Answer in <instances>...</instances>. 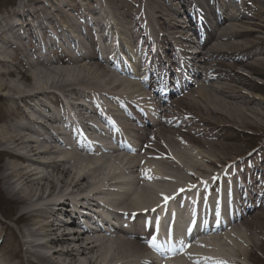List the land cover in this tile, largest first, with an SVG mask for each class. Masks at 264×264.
I'll use <instances>...</instances> for the list:
<instances>
[{
	"label": "bare ground",
	"instance_id": "1",
	"mask_svg": "<svg viewBox=\"0 0 264 264\" xmlns=\"http://www.w3.org/2000/svg\"><path fill=\"white\" fill-rule=\"evenodd\" d=\"M127 1V8H116L115 0H61L50 6H44L43 0H27L23 11L13 10L7 16L9 22L0 25L1 48H12L24 58L17 62L12 56L0 59V98L17 104L18 111L20 103L15 101L21 102L34 117L40 114L35 106L50 112L51 96L59 103L64 98L73 101L69 110L54 119V128L47 133L49 141L27 123L20 127L16 122L1 130L0 147L10 160L1 180L6 196L19 206L13 222L23 227L14 234L0 226V237L5 229L10 234L9 241L0 238V264H157L150 256L151 247L144 245L149 232L137 217L170 201L177 203V193L195 180L203 178L201 184H209L208 177L219 165L233 168V177L243 183L233 180L229 186L233 200L227 210L223 207L214 215L213 223H221L217 235H205L209 240L188 247L181 256L183 264L210 263L208 259L218 264H242L250 260L256 247L264 245V196L259 199L262 203L251 208L256 201L248 192L264 189V150L241 159L237 155L240 149L228 144L247 130L264 128V102L246 91L252 83L251 74L264 77V21L260 19L264 1L255 2L256 8L247 15L228 10L225 0H204L206 9L199 12V24L205 27L207 37L213 38L206 47L203 41L194 43L193 34L175 19L172 4L177 3L173 0ZM40 8L46 11L41 19L45 22L26 15ZM65 8L71 13L57 26L49 11L59 14ZM102 13L111 20L110 27L106 24L110 36L103 31L98 43L92 27L100 34L106 23L104 16L98 19ZM35 19L41 39L35 33ZM62 31L67 32L63 36L66 42L80 51L79 57L60 60L48 52V45L54 44L48 34L64 45ZM248 37L256 42H247ZM193 48L196 50L191 51ZM21 81L26 82V88L20 87ZM86 103L94 111L85 120ZM100 108L113 114L118 132L132 141L136 152L83 155L81 152H90L81 145V149L68 147L71 136L66 139L67 149L60 152L57 127L62 118H79L78 131L93 132L90 121ZM40 166L46 171H39ZM109 187L118 188L109 191ZM92 198L102 215L136 217L130 226L135 238L115 234L104 242L101 237L86 236L85 231L71 236L65 233L59 218L69 215L66 208L73 210L79 203L93 202ZM214 203L206 204L210 220ZM228 204L220 201V205ZM227 212L233 214L223 228L221 219Z\"/></svg>",
	"mask_w": 264,
	"mask_h": 264
},
{
	"label": "rangeland",
	"instance_id": "2",
	"mask_svg": "<svg viewBox=\"0 0 264 264\" xmlns=\"http://www.w3.org/2000/svg\"><path fill=\"white\" fill-rule=\"evenodd\" d=\"M24 1H27V0H0V25H5V23H8L9 18H7V16H9V13L14 9V7L16 5L17 6L19 5L18 8H20L21 3H24ZM99 1H101V0H98V2ZM259 1L263 2L264 0H241L240 5H242V7L246 9L244 12H245V14L248 15L249 13L253 12L254 9L256 8L255 2H259ZM44 2H45V4L50 6L52 3L55 4V3L61 2V0H50L49 2L48 1H44ZM67 2H68V0H67ZM94 5L96 6V3ZM122 5H124V7L127 8V6H129L128 1L127 0H118L116 2V0H115V7L116 8L117 7L119 8V6H122ZM261 11H262L261 12L262 17L260 19L263 22L264 21V7L263 6L261 7ZM45 12L46 11H43L42 8H40L38 10V12L30 10V12L28 11V13H26V15L30 14L34 17H37L38 20L45 22L44 20H41V19H44L46 17L47 14ZM68 13H71V11H69V8H65V10L63 12H60L59 14H55V13L52 14L49 11V16L55 24H58V22L63 23V21H66L68 19V18H66L69 15ZM27 17L29 18V16H27ZM99 17H98V19H99ZM37 19H35V24H36V22L38 23ZM3 21L5 23H3ZM250 28L253 29L252 27H250ZM5 36H7V35H4L3 38H8ZM256 37H254V38H256ZM259 37H261V36L259 35ZM262 39H264V36H262ZM245 40L247 42L252 41V43L256 42V40H254L252 37H248ZM24 44L26 47H29L27 42H25ZM261 50H264V44L262 45ZM10 56H12L14 58V60H16V62L19 61L20 59H24L23 54H20V55L16 54V53L14 54L12 48L9 49V47H6V46L1 48V45H0V59L4 60ZM55 66H56V68L54 67L55 69H61V68H58L59 66H57V65H55ZM10 68L12 69L13 67H10ZM20 68L24 69V70L27 69L21 65H20ZM263 72H264V69H263ZM249 73H251V72H249ZM251 77H252V83L250 84V88L246 89V91L251 96L257 97L264 102V77H259V76L253 75V74H251ZM25 83L26 82L21 81L20 87L26 88ZM15 102H18V101H15ZM50 102L52 103L53 101L50 100ZM20 105L23 106V104H21V103H20ZM16 106H17V104H15L14 102L0 98V135H1V130L3 128L7 129L8 126H11L13 123L19 122L20 118L22 119L21 112H20V110L18 111L16 109ZM18 113L20 115L19 117H17ZM22 121H24V120H22ZM259 134H261L262 136L258 137ZM236 137H239V139H237L235 141H230V142H228V144L231 146L238 147L240 149V152L237 155L240 156L241 159L244 158L247 154H251V153L256 154L257 151H259L264 146V128L262 130L250 129V130H247L246 135L236 136ZM16 153H21V152L17 151ZM231 157H235V155H231ZM8 158H9V156L7 155V153L5 154V152L3 151V148L0 147V226L2 228H9L10 230L13 231L14 234H17L18 229H21L23 227L22 225H17V224H14V222H13L14 211H16L17 208H19V206L17 204H15L10 198H8L6 196V194L4 192V185H3V182L1 180V175H3L4 166L7 164L8 161H10ZM236 158H238V157H236ZM40 160H43V159H40ZM220 166L221 165H219L213 171V173L216 172L217 170H219ZM32 168H35V167H32ZM36 168H37V166H36ZM43 169L45 172L46 171L45 168H43L41 166L38 167V170H40V171H43ZM66 209H69V208H66ZM60 218H62V217H60ZM245 229L247 230V228H245ZM245 229L243 231H246ZM0 238H2L3 240H6V241L10 240V234L8 233L7 229H5L2 232V236ZM2 251H4V252H2V254L5 256L6 255L5 250H2ZM183 263H184V260H182L180 262L177 261L174 264H183ZM242 264H264V245L256 247L254 253L250 256V260L248 259L246 262L243 261Z\"/></svg>",
	"mask_w": 264,
	"mask_h": 264
},
{
	"label": "snow or ice",
	"instance_id": "3",
	"mask_svg": "<svg viewBox=\"0 0 264 264\" xmlns=\"http://www.w3.org/2000/svg\"><path fill=\"white\" fill-rule=\"evenodd\" d=\"M165 200H167V197L165 198ZM155 242V237H153V243Z\"/></svg>",
	"mask_w": 264,
	"mask_h": 264
}]
</instances>
